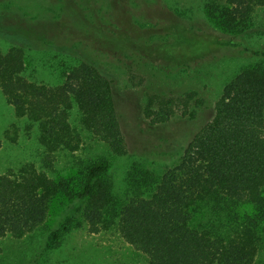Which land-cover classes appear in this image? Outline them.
<instances>
[{"label":"trees","instance_id":"obj_1","mask_svg":"<svg viewBox=\"0 0 264 264\" xmlns=\"http://www.w3.org/2000/svg\"><path fill=\"white\" fill-rule=\"evenodd\" d=\"M14 1L0 0V18L14 8ZM71 1L69 20L59 35L60 44L69 46L62 50L69 53L59 58L54 71L49 70L52 82L37 80L28 72L30 44L0 48V91L16 116L36 124L48 158L57 151L79 148L80 134L70 122L74 106L83 129L116 156L126 154L107 68L126 72L131 81L142 80L138 72L157 54L191 61L203 51L231 44L177 23L151 24L143 12L137 19L115 5ZM149 1L162 10H178L168 0ZM263 7L264 0L206 4L220 33L253 26L257 10ZM30 32L32 45L47 43ZM253 54L263 60L241 69L223 85L212 118L193 134L178 163L159 177L130 171L123 195L116 192L106 156L87 163L76 190L69 178L52 177L33 164L0 174V239L22 238L45 226L52 204L64 197L76 201L72 208L76 206L89 232L115 228L146 256L148 264H253L264 223V49ZM203 104L195 90L179 95L150 93L144 112L152 122L165 123L175 115L193 118ZM215 208L219 219L226 216V223L211 221L204 226L200 216L204 210L215 213Z\"/></svg>","mask_w":264,"mask_h":264},{"label":"rangeland","instance_id":"obj_2","mask_svg":"<svg viewBox=\"0 0 264 264\" xmlns=\"http://www.w3.org/2000/svg\"><path fill=\"white\" fill-rule=\"evenodd\" d=\"M69 1L72 4L71 0H15L14 8L0 18V48L5 51L14 43L33 46L29 58L35 70L30 65L28 72L37 80L52 82L54 77L50 71L57 68L60 57L69 53L62 50L69 46L61 45L62 38L59 37L61 30L66 28L63 23L68 22L71 14ZM155 1L162 4L167 0ZM168 1L177 5L178 10H162L161 5L149 0L93 1L95 6L115 5L137 19L143 12L151 24L173 22L231 43L203 51L191 61H182L177 55L157 54L160 58L153 56L152 64L138 72L142 80L131 81L126 72L106 69L113 81L126 154L116 156L103 142L83 129L79 123L80 114L74 106L70 122L80 134L79 148L57 151L48 158L45 147L39 143L36 124L16 116L0 91V174L33 164L52 177L69 178L72 189L76 190L87 163L106 156L111 160L109 175L116 192L123 195L130 171L144 170L159 177L178 163L193 134L212 118L214 102L223 85L241 69L263 60L253 52L264 49V7L257 10L258 17L253 26L220 33L207 13L206 4L221 6L223 0ZM34 23L37 24L34 26ZM30 30L45 38L47 43L32 45L35 41ZM22 32H26V38ZM182 44L180 42L179 46ZM71 48L77 51V48ZM191 90L204 98V104L193 118L175 115L165 123H154L146 116L144 106L148 94L179 95ZM75 204L74 199L60 197L52 204L45 226L22 238L8 236L0 239V264H148L146 256L125 242L115 228L89 232L76 206L72 208ZM244 207L252 211L251 206ZM204 211L200 216L204 226L211 221L219 224L226 220L225 215L220 219L216 216V208L215 213ZM260 227L261 242L253 264H264V223ZM56 231L58 236L54 237Z\"/></svg>","mask_w":264,"mask_h":264}]
</instances>
